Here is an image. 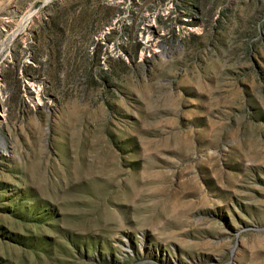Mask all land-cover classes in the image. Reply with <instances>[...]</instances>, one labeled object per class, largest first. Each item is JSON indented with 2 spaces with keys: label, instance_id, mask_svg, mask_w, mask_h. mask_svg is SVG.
Segmentation results:
<instances>
[{
  "label": "rangeland",
  "instance_id": "374dc122",
  "mask_svg": "<svg viewBox=\"0 0 264 264\" xmlns=\"http://www.w3.org/2000/svg\"><path fill=\"white\" fill-rule=\"evenodd\" d=\"M0 264H264V0H0Z\"/></svg>",
  "mask_w": 264,
  "mask_h": 264
},
{
  "label": "bare ground",
  "instance_id": "6f19581e",
  "mask_svg": "<svg viewBox=\"0 0 264 264\" xmlns=\"http://www.w3.org/2000/svg\"><path fill=\"white\" fill-rule=\"evenodd\" d=\"M7 149H8L7 143L4 141L3 137H0V151L5 153Z\"/></svg>",
  "mask_w": 264,
  "mask_h": 264
}]
</instances>
